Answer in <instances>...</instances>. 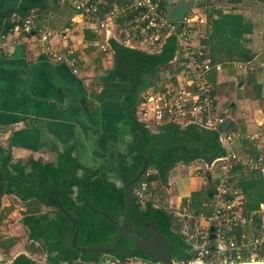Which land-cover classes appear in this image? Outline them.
I'll return each mask as SVG.
<instances>
[{"label":"trees","instance_id":"1","mask_svg":"<svg viewBox=\"0 0 264 264\" xmlns=\"http://www.w3.org/2000/svg\"><path fill=\"white\" fill-rule=\"evenodd\" d=\"M262 1L264 7V0ZM241 2L243 1H236ZM163 6L166 8L167 4ZM239 11L234 9L225 13L221 9H215L208 13L202 12L207 24L202 31V44H199L214 64L231 67L235 63H249L256 54L249 45L256 27L261 25L262 29L257 31L261 36L264 35V15L256 20L257 16H247L246 9ZM95 39L89 38L90 41ZM110 46L114 52L113 77L130 81L131 88L135 87L134 96H131V89L128 94L131 99L127 103L124 101L132 138L127 151L119 157V172L124 182L128 183L137 177L144 158L152 156L148 170L131 186L132 224L135 230L148 238L146 225L153 223L171 243L176 263L189 264L194 256L190 236L193 234L194 225L199 222V217L207 216L211 211L209 205L213 199L214 186L209 184L182 200L181 207H188L191 214L188 215L191 221L188 225L184 217L169 210L168 202L159 194V190L169 186L171 173L177 165H191L197 161L211 165L215 160L225 157L227 150L219 142L217 131L203 129L195 124L186 127L175 123L155 126L153 123L141 122L137 116L141 94L145 90H163L170 79L176 84V77L181 70L179 64L172 63L178 49L176 37H168L156 53L130 49L114 40L110 41ZM125 70L134 74L135 78L129 79ZM261 96V89L257 86L256 98L261 99ZM138 127L145 130L141 150H138L141 141ZM74 150V147L68 148L55 164L34 160L13 163L9 155L0 157V210L4 196L15 195L22 202H30L23 216L30 244L26 248L28 254H20L14 259L11 258V261L8 260L10 262L4 261L0 264H102L108 260L128 264L127 261L131 259L145 264H158L144 253H80L73 247L72 238L76 226L64 215L59 202L79 223V247L107 248L117 244L121 249L135 248L127 237H120L117 242L113 240L118 228L106 218L109 216L122 223L123 186L117 184L116 175L110 173L107 167H84L78 161ZM251 154L258 153L251 151ZM240 163L234 171L235 174L239 172V177L233 178V183L242 191L247 209L260 211V205L264 204V179L258 170L249 175L244 174L243 164ZM41 206L50 208L51 211L45 212L41 210ZM11 211V207L4 209L2 218ZM7 244V249L11 252L16 242L11 238ZM36 245L41 246L46 254L44 262L32 256Z\"/></svg>","mask_w":264,"mask_h":264},{"label":"crops","instance_id":"2","mask_svg":"<svg viewBox=\"0 0 264 264\" xmlns=\"http://www.w3.org/2000/svg\"><path fill=\"white\" fill-rule=\"evenodd\" d=\"M27 20L33 21L31 32L26 31ZM44 32L52 33L54 51H76L80 57L76 67L56 62L40 50L37 40ZM93 37L98 39L63 0H0V157L9 155L13 163L55 164L64 151L74 147L84 167H107L117 180V155L127 151L132 139L124 101L133 87L130 81L113 77L114 52L111 46L107 53L99 51L96 39L89 40ZM247 70L225 67L216 93L218 114L231 119V130L239 135L235 146L241 145L244 153H238L240 164L252 172L256 170L246 163L259 155L264 159V95L251 101L237 99L238 90L246 87ZM137 116L145 122L138 110ZM251 151L258 154L252 156ZM173 174L174 170L169 185L176 187L177 204L202 190L193 186L191 176L175 178ZM15 200L12 213L30 205L15 195L4 196L3 204ZM41 210L51 211L45 206ZM22 220L16 228L28 241ZM19 246L17 240L12 259L28 254Z\"/></svg>","mask_w":264,"mask_h":264},{"label":"built area","instance_id":"3","mask_svg":"<svg viewBox=\"0 0 264 264\" xmlns=\"http://www.w3.org/2000/svg\"><path fill=\"white\" fill-rule=\"evenodd\" d=\"M176 1L63 0L75 11L80 23L97 35L94 45L102 53L109 51L111 40L130 49L156 53L168 37H176L178 49L172 63L181 67L176 84L170 79L163 90L150 88L143 92L138 111L145 123L155 126L195 124L217 131L219 142L227 150L225 157L211 165L204 163L208 172L215 176L214 195L209 205L211 211L207 216H200L197 229L190 236L194 256L189 264H264V204L260 205V211H249L242 191L233 184L234 171L242 161L235 146L239 135L231 130V126L223 131L221 125L227 117L218 114L216 90L225 67L214 64L197 42V33L200 35L207 22L196 5L182 23L168 21V9ZM32 23L26 21L27 32H31ZM51 37L49 32L39 35L37 45L40 50L56 62L76 67L80 62L76 51H54ZM249 63L233 66L246 70ZM246 164L260 171L264 179L263 157ZM212 227L214 239L210 238ZM245 255L250 259H245Z\"/></svg>","mask_w":264,"mask_h":264},{"label":"rangeland","instance_id":"4","mask_svg":"<svg viewBox=\"0 0 264 264\" xmlns=\"http://www.w3.org/2000/svg\"><path fill=\"white\" fill-rule=\"evenodd\" d=\"M236 1L237 0H194V3L201 12H205V13H208V11L215 10V9H221L225 13L231 12L234 9H238V11L240 10L239 12L246 9V11H248V13H246L247 16H252V17L257 16L255 17L256 20H258L260 15H262L261 17H263L264 7H263L262 0H242L243 2L241 3H236ZM202 4H204L205 6H202ZM256 20L255 22H258ZM259 29H262L261 25L256 27L254 37L252 39V42L249 45L250 48L253 49L252 51H255L256 54L254 55V57L248 64V70L246 74L243 76L244 78L247 79L246 87L243 90H238L239 96L237 99H243L247 101L254 100L256 98L257 86L260 87L261 89V95L262 96L264 95V35L261 36L258 33L257 30ZM202 31H204V29H202ZM202 31L200 35L197 33V35L199 36L198 38L199 41L197 42H199L200 44H202L201 43V37L203 36ZM251 68L253 69L252 71H251ZM228 89H229L228 86L225 85L224 91L226 93L228 92ZM141 100H142V97H141ZM241 149H242L241 145L238 144V147L236 148L237 152L240 155H244ZM252 156H255V155H252ZM242 168L244 169L243 173H248V175L251 173L250 169L246 167H242ZM212 174L213 172H208L203 162L197 161L195 163H192L191 165H184V164L177 165V167L174 169L173 176H175V178L179 176L180 177L187 176L188 178H190L191 176L192 180L194 181L193 186L197 189H201V188L203 189L207 185L214 183L215 176H213ZM234 176L238 178L239 172H236V174L234 173ZM159 191H160L159 194L163 196L164 199L166 198V201L168 202L169 210L173 214H176L178 216L181 215V217H184V221L186 225H188V223L191 222L190 219L188 218V215H191V214L189 212L188 207L183 209L180 207L182 206L181 203L180 205L177 204L178 192L176 190L175 185L174 184L169 185L167 188L161 187V190ZM15 203H16V200L13 202L11 201L10 204L5 201V204H3V207L0 210V262L10 260L12 258V254L15 253V252L11 253L9 249H7L8 247L7 243H9V239L16 237V238H13L15 242H17V240H20V246L18 247V249L21 250V252L22 251L26 252V248H28V245H30L28 241L26 240V235L24 234V232H22L20 228H16V227H20L18 222H20V219H23V216L27 212V210H23V211L20 210L16 214L12 213L14 212V210H16V206H14ZM9 207L12 208V211L10 214L13 215V219L7 218L10 214L2 218V216L4 215V209H8ZM181 209L183 210L181 211ZM197 224L194 225L193 232L196 231ZM34 249H36V251L35 253H32L33 258L38 261L44 262L46 259V254L44 253L41 246L36 245L34 246ZM4 251H6V253ZM127 263L128 264H145L144 262L136 260V259L128 260ZM102 264H118V263L108 260ZM251 264H257V263H251Z\"/></svg>","mask_w":264,"mask_h":264},{"label":"water","instance_id":"5","mask_svg":"<svg viewBox=\"0 0 264 264\" xmlns=\"http://www.w3.org/2000/svg\"><path fill=\"white\" fill-rule=\"evenodd\" d=\"M195 6L194 0H177L175 3H173L167 12V19L169 22L172 23H182L184 20L185 15L188 13L189 10H191ZM125 73L128 75V77L133 80L135 78L134 74H130L125 70ZM135 87H133L132 95L135 94ZM131 98L127 99V102H129ZM232 120L227 119L222 125L221 129L223 131H227L229 127L232 125ZM137 125V122H135ZM138 133L140 134V143L138 145V150H141V142L145 136V130L138 127ZM118 151V150H117ZM152 159V156H149L148 158H144L143 166L141 168V171L135 177L133 180H131L128 183H125L120 172H119V166H120V159L119 155H117L116 160V170L115 173H117V184L120 186H123L124 188V212H123V221L122 223H118L111 219L109 216H106L107 219H109L112 223H114L117 228L118 232L114 235L113 240L115 242L118 241L120 237H127L132 244L134 245V249H121L117 246V244H114L112 247H90V248H84L78 246V235H79V223L72 217L70 213H68L64 207L59 202L60 208L63 211L64 215L76 226V230L73 234L72 238V245L73 247L80 253H111V252H118L122 254H132V253H144L147 255L152 261L158 264H176V261L173 258L172 255V245L169 242V240L164 237L156 228V226L153 223H148L146 225L148 238H145L141 233H139L137 230H135L132 220H131V206L133 201V192L131 189V186L136 183L142 175L148 170L150 161ZM210 180V178H209ZM22 224H24V220L21 221ZM211 232L214 233V228H211ZM211 239H214V235L211 236Z\"/></svg>","mask_w":264,"mask_h":264},{"label":"flooded vegetation","instance_id":"6","mask_svg":"<svg viewBox=\"0 0 264 264\" xmlns=\"http://www.w3.org/2000/svg\"><path fill=\"white\" fill-rule=\"evenodd\" d=\"M134 90H135V89H134ZM132 91H133V89H132ZM199 218H200V217H199ZM210 232H211V229H210ZM211 233H212V232H211ZM212 235H213V233H212ZM212 235H211V236H212ZM210 238H211V237H210ZM244 258H245V259H250V256L248 257V255H245Z\"/></svg>","mask_w":264,"mask_h":264},{"label":"bare ground","instance_id":"7","mask_svg":"<svg viewBox=\"0 0 264 264\" xmlns=\"http://www.w3.org/2000/svg\"><path fill=\"white\" fill-rule=\"evenodd\" d=\"M251 264V263H250ZM258 264V263H257Z\"/></svg>","mask_w":264,"mask_h":264}]
</instances>
